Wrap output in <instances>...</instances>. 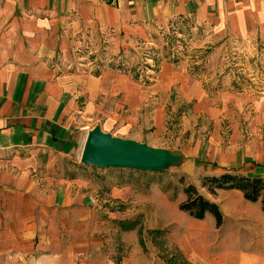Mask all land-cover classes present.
<instances>
[{
    "label": "crops",
    "instance_id": "0c3cea01",
    "mask_svg": "<svg viewBox=\"0 0 264 264\" xmlns=\"http://www.w3.org/2000/svg\"><path fill=\"white\" fill-rule=\"evenodd\" d=\"M186 19L210 41L242 38L264 32V0H0V264H175L179 255L182 264H264L260 200L193 182L218 205L217 226L211 213L179 208L183 191L173 199L136 182L140 170L80 160L95 126L164 148L152 141L168 134V105L186 100L207 126L181 151L179 172L264 179V119H247L242 101L218 103L167 61L146 84L132 71L70 68L73 50L105 29L116 32L115 51Z\"/></svg>",
    "mask_w": 264,
    "mask_h": 264
},
{
    "label": "rangeland",
    "instance_id": "374dc122",
    "mask_svg": "<svg viewBox=\"0 0 264 264\" xmlns=\"http://www.w3.org/2000/svg\"><path fill=\"white\" fill-rule=\"evenodd\" d=\"M115 35V31L105 29L93 45L87 40L86 44L74 49L70 68L85 66L95 74L106 68L132 71L136 80L140 78L141 83L146 84L156 78L161 61H167L203 80L206 92L218 103H222L223 96L230 105L242 101L246 105L244 113L247 119H256V115L264 119V32L217 42L210 41L207 31L191 19L172 20L167 27H161L158 33L151 34L148 40H137L132 46L114 51L110 39ZM169 104L168 134L165 139L152 141V144L164 146L178 159L161 172L133 171V176L136 182L159 184L174 199L180 190L183 191L185 184L201 183L196 172L191 175L180 173L177 166L183 159L181 151L187 152L197 139V126H207V123L202 114L197 118L193 110L195 101ZM226 114L237 118L239 111L230 108ZM206 133H202L200 138L206 140ZM171 252L178 255L174 250ZM174 258L175 264H182L180 255Z\"/></svg>",
    "mask_w": 264,
    "mask_h": 264
},
{
    "label": "water",
    "instance_id": "95a60500",
    "mask_svg": "<svg viewBox=\"0 0 264 264\" xmlns=\"http://www.w3.org/2000/svg\"><path fill=\"white\" fill-rule=\"evenodd\" d=\"M176 154L133 139L120 138L93 127L87 134L81 162L99 168L126 167L140 171H163Z\"/></svg>",
    "mask_w": 264,
    "mask_h": 264
},
{
    "label": "trees",
    "instance_id": "16d2710c",
    "mask_svg": "<svg viewBox=\"0 0 264 264\" xmlns=\"http://www.w3.org/2000/svg\"><path fill=\"white\" fill-rule=\"evenodd\" d=\"M180 179L182 182V178ZM200 180L202 186L207 187L211 193H215L216 189H239L247 200H260L264 210V179L261 177L224 171L218 175H204ZM183 191L186 199L179 203L181 210L198 219L203 218L206 213H211L219 226L222 222V214L216 203L204 197L194 184H185Z\"/></svg>",
    "mask_w": 264,
    "mask_h": 264
},
{
    "label": "built area",
    "instance_id": "2783aa9c",
    "mask_svg": "<svg viewBox=\"0 0 264 264\" xmlns=\"http://www.w3.org/2000/svg\"><path fill=\"white\" fill-rule=\"evenodd\" d=\"M92 202H94V199H91Z\"/></svg>",
    "mask_w": 264,
    "mask_h": 264
}]
</instances>
